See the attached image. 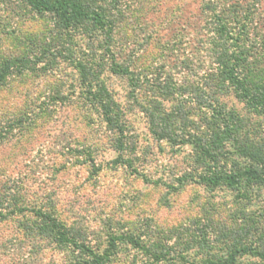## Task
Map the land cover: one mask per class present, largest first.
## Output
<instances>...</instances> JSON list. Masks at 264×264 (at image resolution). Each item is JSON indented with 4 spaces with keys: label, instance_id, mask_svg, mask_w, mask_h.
<instances>
[{
    "label": "rangeland",
    "instance_id": "rangeland-1",
    "mask_svg": "<svg viewBox=\"0 0 264 264\" xmlns=\"http://www.w3.org/2000/svg\"><path fill=\"white\" fill-rule=\"evenodd\" d=\"M108 2L124 16L115 46L118 61L136 70L141 83L146 77L154 83L144 86L148 94L141 97L143 103H148L157 84L164 85L163 89L174 94L165 102L168 111L177 109L179 115L188 113L198 120L223 105L244 118L252 141H264V112L251 111L245 100L221 81L211 43V29L222 22L231 31L245 23L248 45L252 34L260 40L250 47V59L255 60L251 78L264 80V0ZM40 19L19 0H0V65L3 57L16 55L27 46L29 35L36 31L33 24L41 23ZM77 77V69L63 60L40 64L0 84V125L18 117L20 110L29 114L43 111L0 145L3 180L10 176L22 181L34 204L44 201L57 216L78 229L80 226L83 237L102 249L109 229L124 232L137 222L147 224L146 229L156 226L164 230L159 239L166 249L173 248L187 258L176 260L177 264L224 257L232 242V236L224 233L234 230L244 243H264V185L254 187L247 199L225 187L191 185L179 193L170 190L171 185H177L175 179L182 175L193 149L158 139L145 113L136 109L126 118L127 138L136 156L147 153V161L139 164L149 179L115 167L117 135L85 98ZM107 78L114 94L132 109L127 77L107 74ZM181 131L178 128L179 134ZM78 146L86 156L70 154V149L75 151ZM158 179L167 181L169 189L156 185ZM20 224L17 220L0 223V264H54L74 259L70 247L34 238L22 240ZM203 227L207 239L203 243L208 241L209 249L200 240ZM34 240L41 244V251L33 246Z\"/></svg>",
    "mask_w": 264,
    "mask_h": 264
},
{
    "label": "trees",
    "instance_id": "trees-1",
    "mask_svg": "<svg viewBox=\"0 0 264 264\" xmlns=\"http://www.w3.org/2000/svg\"><path fill=\"white\" fill-rule=\"evenodd\" d=\"M19 1L43 19H40L41 23L33 24L32 28L36 31L29 35L25 48L12 55L13 57L2 58L4 61L0 65V84L13 75L35 70L40 64L45 66L64 60L77 69V78L84 89L85 98L96 107L103 124L117 135L114 140L118 153L113 160L115 167L127 168L137 177L149 179L139 164L147 161V153L136 156V151L127 138L126 118L130 110L136 109L145 113L150 130L158 139L181 146L191 145L193 149L188 165L183 169L182 175L175 179L177 185H171L170 190L179 193L191 185L211 189L225 187L237 191L241 198L247 199L254 187L264 185V141L250 139L245 120L237 112L219 105L213 107L210 115L198 120L189 117L188 113L179 115L180 110L177 109L170 112L165 102L174 94L170 89H163L164 85L158 84L156 91L152 89L154 92L149 95L148 103H143L141 97L148 94L145 93L147 91L144 86L154 83L151 77H146L141 83L136 70L133 71L129 65L118 61L115 46L124 16L122 18L108 0ZM45 22L52 24L46 26ZM240 25V28L231 31L222 22L220 27L211 29L214 31L211 43L219 68L217 70L221 81L229 84V88L237 97L245 100L251 111L263 113L264 80L251 78L255 60L250 59L249 53L250 47L255 46L253 43L260 41L259 36L252 34L249 40L251 44L248 45L244 38L245 23ZM107 74L127 77L132 109L126 100L121 101L114 94ZM38 108L42 109L41 106ZM39 111L43 113L40 109L30 114L20 110L18 117L3 122L0 125V145L17 128L24 129L32 124ZM177 121H181L182 125L178 127ZM178 128H182L180 134L177 132ZM70 150V154L87 155L79 146L75 151L72 148ZM1 177L3 176L0 175V223L17 220L21 223V234L25 237L22 240L34 238L40 242L51 241L58 247H70L73 250V260L54 264H177L176 260H187L185 255L175 252V249H166L165 243L159 239L164 230L156 229V226L146 229L147 224L141 222L130 225L124 232L109 229L105 248L96 247L83 237L80 226L78 229L74 223L57 216L44 201L34 204L35 200L28 197L29 192L24 189L22 181L10 176L9 180ZM159 179L155 184L161 183L162 187L168 188L167 181ZM34 206L38 207L35 209ZM203 228L205 232V227ZM205 234L206 232L200 236V240L209 249L208 241L203 243L207 240ZM228 235L232 236V242L227 246L224 257H208L200 264H264L263 242L258 243L259 245L244 243V239L235 230L231 234L224 233V236ZM193 238L196 237L191 239ZM32 243L38 251L42 250L37 240ZM141 252L143 257L138 258Z\"/></svg>",
    "mask_w": 264,
    "mask_h": 264
}]
</instances>
